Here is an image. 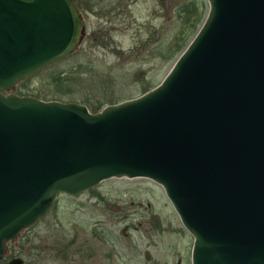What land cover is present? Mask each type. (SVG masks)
Masks as SVG:
<instances>
[{
    "label": "water",
    "instance_id": "water-1",
    "mask_svg": "<svg viewBox=\"0 0 264 264\" xmlns=\"http://www.w3.org/2000/svg\"><path fill=\"white\" fill-rule=\"evenodd\" d=\"M205 1L155 86L89 111L10 91L78 47L73 1L0 0V259L58 195L144 178L192 237L190 264H264V0Z\"/></svg>",
    "mask_w": 264,
    "mask_h": 264
},
{
    "label": "rangeland",
    "instance_id": "rangeland-1",
    "mask_svg": "<svg viewBox=\"0 0 264 264\" xmlns=\"http://www.w3.org/2000/svg\"><path fill=\"white\" fill-rule=\"evenodd\" d=\"M74 1L86 24L78 47L11 92L60 93L61 101L76 98L89 111L86 103L102 107L136 97L161 80L177 56L170 57L172 41L182 34L183 48L207 11L205 0H163V7L137 0L126 17L113 12L118 0ZM191 243L158 184L111 178L75 197L58 195L46 215L7 246L4 260L18 255L23 264H190Z\"/></svg>",
    "mask_w": 264,
    "mask_h": 264
},
{
    "label": "trees",
    "instance_id": "trees-1",
    "mask_svg": "<svg viewBox=\"0 0 264 264\" xmlns=\"http://www.w3.org/2000/svg\"><path fill=\"white\" fill-rule=\"evenodd\" d=\"M197 24V22H192L191 23V25H193V27L195 26ZM185 41V40H183V38H182V34H180L177 38H175L173 41H172V44H171V46H170V51H171V56L170 57H172L174 54H176V52H177V55L181 52V50L184 48H181L182 47V45H183V42ZM187 44V43H186ZM185 44V45H186ZM184 45V46H185ZM181 48V49H180ZM50 65V64H49ZM49 65H47V66H45V67H43V68H41L39 71H37L35 74H33L32 76H30V78H33V77H35V76H37L41 71H43V70H45V69H47L48 67H49ZM63 73V72H62ZM29 78V77H28ZM63 93V92H62ZM64 93H66V92H64ZM29 95H32V96H35V97H37V98H40V99H42V100H61V96H62V94H60V93H49V92H46V93H43V92H40V91H36V92H31V93H28ZM64 100V99H63ZM68 101H75L76 100V98H69V99H67ZM116 103V102H115ZM87 105H89L90 107H92L93 108V110L92 111H97V110H99L100 108H101V105H98L97 104V106H95V105H90L89 103H86Z\"/></svg>",
    "mask_w": 264,
    "mask_h": 264
},
{
    "label": "flooded vegetation",
    "instance_id": "flooded-vegetation-1",
    "mask_svg": "<svg viewBox=\"0 0 264 264\" xmlns=\"http://www.w3.org/2000/svg\"><path fill=\"white\" fill-rule=\"evenodd\" d=\"M73 1V3H74V5H75V7H76V9H77V11H78V13L80 14V16L83 14L82 13V9L79 7V5L76 3V1H74V0H72ZM136 1L137 0H118V2H117V4H116V7L114 8V10H113V12H114V14L115 15H117V14H119V15H123V16H126V17H131V6H132V4L133 3H136ZM158 2H159V4H160V6L161 7H163V0H157ZM151 13L153 14V15H159L158 14V12L157 11H155V10H153L152 9V11H151ZM81 18H82V16H81ZM82 21H83V18H82ZM86 24L84 23V21H83V26H84V36H85V30H86V26H85ZM83 36V37H84ZM104 204H106L105 202H104ZM125 232H123V234H124ZM11 243H14V241L13 242H8L7 244H6V248H5V255H4V257H2L1 259H0V264H2L4 261H6V260H4V258L7 256V255H9L7 252V246L9 245V244H11ZM15 255H13V256H10V258H12V257H14ZM18 256V255H17ZM9 259V258H8ZM7 259V260H8ZM23 263H24V260H23Z\"/></svg>",
    "mask_w": 264,
    "mask_h": 264
}]
</instances>
